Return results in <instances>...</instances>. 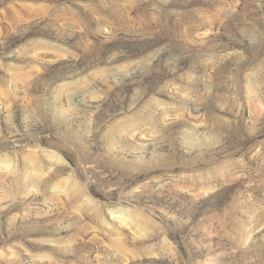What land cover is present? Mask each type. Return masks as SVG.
Masks as SVG:
<instances>
[{
  "label": "rangeland",
  "instance_id": "rangeland-1",
  "mask_svg": "<svg viewBox=\"0 0 264 264\" xmlns=\"http://www.w3.org/2000/svg\"><path fill=\"white\" fill-rule=\"evenodd\" d=\"M0 264H264V0H0Z\"/></svg>",
  "mask_w": 264,
  "mask_h": 264
}]
</instances>
